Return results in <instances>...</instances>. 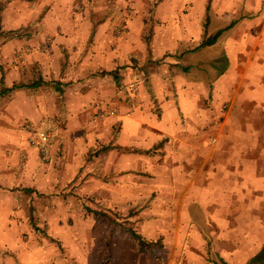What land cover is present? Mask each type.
I'll return each instance as SVG.
<instances>
[{
	"label": "rangeland",
	"instance_id": "374dc122",
	"mask_svg": "<svg viewBox=\"0 0 264 264\" xmlns=\"http://www.w3.org/2000/svg\"><path fill=\"white\" fill-rule=\"evenodd\" d=\"M0 4L4 85L38 74L64 83L62 96L41 86L0 98V264L181 260L172 250L183 247L176 230L184 225L169 222L187 209L185 197L176 192L169 207L162 200L169 193L156 188H183L184 181L167 168L157 176L156 165L174 160L156 153L172 150L178 159L185 155L180 142L196 136L214 144L225 135L229 142L233 130L220 121L232 122L233 88L218 91L230 99L217 105L207 90L226 71L224 44L235 24L246 12H260L264 0ZM231 21L215 43L197 47ZM117 68L119 85L103 73ZM191 101L206 109L186 119L180 107ZM129 227L146 241L144 250ZM213 228L199 225L207 260L214 256Z\"/></svg>",
	"mask_w": 264,
	"mask_h": 264
},
{
	"label": "crops",
	"instance_id": "0c3cea01",
	"mask_svg": "<svg viewBox=\"0 0 264 264\" xmlns=\"http://www.w3.org/2000/svg\"><path fill=\"white\" fill-rule=\"evenodd\" d=\"M244 14L249 16L235 24L233 41L227 40L224 44L228 62L226 71L220 72L207 90L216 94L214 103L217 105L230 99L220 96L218 91L233 88L232 122L220 121V127L226 125L233 130L227 134L231 136L229 142H225V135L216 137L214 144L211 142L214 138L196 136L180 142L185 155L178 159L172 150L156 153L164 161L174 160L156 165L157 176L167 168L170 172L181 173L184 181L183 188L170 183L156 188L158 192L169 193L170 198H162L163 204L175 206L176 198L180 196L175 193L180 192L187 207L182 215L174 217V222H169L184 225L182 231L176 230L177 240L183 247L172 250L173 255L182 256L181 260L169 259L164 264L264 263V253L260 255L264 243V8L260 12ZM186 88L190 90L192 85L188 84ZM192 93H187V97L193 96ZM214 108L219 110L221 107ZM203 109H206L205 105L204 108L203 105L192 106V101L186 107H180L186 119L196 118ZM203 114L202 120L207 116ZM161 138L158 136L156 143ZM211 143L214 146L209 147ZM189 144L199 146L193 149L188 147ZM195 207L200 210L195 212ZM224 208L229 210L223 211ZM202 224L215 225L213 229H216L212 231L213 237L209 236L214 241L211 249L214 256L208 260L204 237L199 230ZM156 264L159 263L156 261Z\"/></svg>",
	"mask_w": 264,
	"mask_h": 264
},
{
	"label": "trees",
	"instance_id": "16d2710c",
	"mask_svg": "<svg viewBox=\"0 0 264 264\" xmlns=\"http://www.w3.org/2000/svg\"><path fill=\"white\" fill-rule=\"evenodd\" d=\"M2 9V6L0 4V11ZM234 21H231L227 26L217 29L213 34L205 36L201 42L197 45V47L200 46H206L213 44L219 35L225 30L226 28L233 25ZM3 33L1 29V21H0V35ZM196 47V48H197ZM183 70H187L188 66H183ZM104 74H108L111 76L112 80L115 84H120V74L117 69H109L103 72ZM0 98L8 94L9 92L13 90H19V89H36L41 86H48L53 90L54 92L58 93V95L62 96L64 91V83L60 80L56 79H45L40 74L35 75L30 81H21V82H15L11 85H4L3 80L0 79ZM26 191H28V188H24ZM97 212V211H95ZM129 233L132 235V237L137 241L138 248L140 250H144L146 246V241L140 236L138 232H136L133 228H128ZM263 251V250H262ZM221 264H227L226 262L222 261ZM264 264V263H263Z\"/></svg>",
	"mask_w": 264,
	"mask_h": 264
}]
</instances>
